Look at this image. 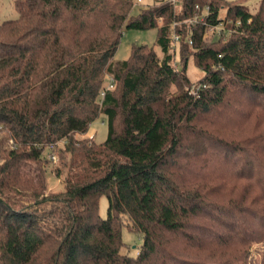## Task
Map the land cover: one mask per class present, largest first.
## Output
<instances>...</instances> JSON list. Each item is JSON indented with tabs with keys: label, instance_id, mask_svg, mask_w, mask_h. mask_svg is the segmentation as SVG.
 <instances>
[{
	"label": "trees",
	"instance_id": "16d2710c",
	"mask_svg": "<svg viewBox=\"0 0 264 264\" xmlns=\"http://www.w3.org/2000/svg\"><path fill=\"white\" fill-rule=\"evenodd\" d=\"M176 1L133 16V0H13L17 17L0 23V134L11 143L0 264H237L264 242V0L255 12L247 0ZM195 14L175 28L174 67L171 24ZM221 23L227 35L205 41ZM124 29H155L162 55L132 44L113 61ZM190 56L203 73L194 86ZM101 116L103 142L75 137ZM46 149L66 168L47 196ZM45 202L51 230L29 212ZM123 218L141 237L135 256L121 252Z\"/></svg>",
	"mask_w": 264,
	"mask_h": 264
},
{
	"label": "rangeland",
	"instance_id": "374dc122",
	"mask_svg": "<svg viewBox=\"0 0 264 264\" xmlns=\"http://www.w3.org/2000/svg\"><path fill=\"white\" fill-rule=\"evenodd\" d=\"M158 0H133L134 5L131 14L133 16L137 15L141 9L146 8L148 6L154 5ZM171 1L174 5H176V0H167ZM13 0H0V23L7 19H14L17 17V14L13 8ZM259 4V0H247L244 2V5L249 9L250 12H255L257 10ZM206 9L201 10L200 12L203 14ZM199 16V15H198ZM197 14H195L192 18L184 19L178 22H174L171 24V36H170V44L171 51L175 54L171 64L174 67H179V56H178V44H173L172 42V33H175V28L180 26H185L186 29L193 27L197 23ZM220 18L224 17V11L219 12ZM227 27L224 24H219L215 27V29H209L205 35V41H215L221 36H226L228 33ZM156 37V30H125L123 31L122 38L120 43L115 51L113 56V61H123L128 58L129 50L132 44L138 45H147L149 47H154L157 51L158 55L161 56V52L154 45ZM186 75L194 86L198 79H200L203 75L202 71L195 67L191 56L188 59L186 65ZM109 84V79L106 77V81L104 83V87ZM107 136V124L106 119L101 116L95 121H93L88 131L85 134H79L75 137L77 139H89L96 143H101L105 140ZM64 141H60L57 145V148H61L63 146ZM11 143L8 141L6 136L0 134V164L3 162L2 158L4 153L9 150V145ZM59 153L56 150L51 151V149H46L44 152V156L46 157L47 163L45 164L46 169V192L45 196L48 194L59 193L62 190V181L64 179V175L66 173V168L62 167L59 162ZM59 168L62 171V174L57 177L53 169ZM108 201L106 197L102 196L99 200L98 212L102 218L106 217ZM51 208V204L48 202L36 205L32 209L29 210L30 214L39 220L38 222L44 226V228L53 229V221L52 217L47 214L49 209ZM123 225L125 227L122 228V240L124 242V247L122 248V253H127L130 256H135L138 248L141 245V237L140 235L130 232L129 227H127V221L125 218L122 219ZM237 264H264V242L260 244H254L252 248L249 250L244 260Z\"/></svg>",
	"mask_w": 264,
	"mask_h": 264
},
{
	"label": "built area",
	"instance_id": "2783aa9c",
	"mask_svg": "<svg viewBox=\"0 0 264 264\" xmlns=\"http://www.w3.org/2000/svg\"><path fill=\"white\" fill-rule=\"evenodd\" d=\"M215 27L214 28H211V29H215ZM179 40H180L179 35H177L175 33H172V42H173V44H178L179 43ZM110 88H112V79L109 78V84L102 89V91L100 92V97H103L105 91L107 89H110Z\"/></svg>",
	"mask_w": 264,
	"mask_h": 264
}]
</instances>
